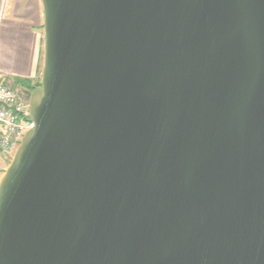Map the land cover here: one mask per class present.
<instances>
[{"label":"water","instance_id":"1","mask_svg":"<svg viewBox=\"0 0 264 264\" xmlns=\"http://www.w3.org/2000/svg\"><path fill=\"white\" fill-rule=\"evenodd\" d=\"M0 264H264V0H41Z\"/></svg>","mask_w":264,"mask_h":264},{"label":"crops","instance_id":"2","mask_svg":"<svg viewBox=\"0 0 264 264\" xmlns=\"http://www.w3.org/2000/svg\"><path fill=\"white\" fill-rule=\"evenodd\" d=\"M44 13L41 0H0V81L12 82L27 102L28 85L41 77L44 53Z\"/></svg>","mask_w":264,"mask_h":264},{"label":"built area","instance_id":"3","mask_svg":"<svg viewBox=\"0 0 264 264\" xmlns=\"http://www.w3.org/2000/svg\"><path fill=\"white\" fill-rule=\"evenodd\" d=\"M29 102L12 82L0 81V153L13 154L26 131L34 127L27 119Z\"/></svg>","mask_w":264,"mask_h":264},{"label":"rangeland","instance_id":"4","mask_svg":"<svg viewBox=\"0 0 264 264\" xmlns=\"http://www.w3.org/2000/svg\"><path fill=\"white\" fill-rule=\"evenodd\" d=\"M42 65H43V56H42ZM13 154H2L0 153V175L6 168L9 161L12 159Z\"/></svg>","mask_w":264,"mask_h":264},{"label":"trees","instance_id":"5","mask_svg":"<svg viewBox=\"0 0 264 264\" xmlns=\"http://www.w3.org/2000/svg\"><path fill=\"white\" fill-rule=\"evenodd\" d=\"M17 83L22 85H28L32 90L35 86H37L40 83V80L37 83L32 84V81L29 79H17Z\"/></svg>","mask_w":264,"mask_h":264}]
</instances>
